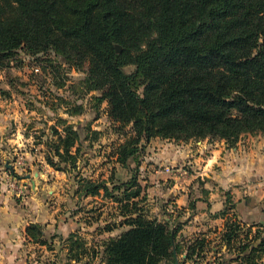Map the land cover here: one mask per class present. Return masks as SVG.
Here are the masks:
<instances>
[{
    "label": "trees",
    "instance_id": "1",
    "mask_svg": "<svg viewBox=\"0 0 264 264\" xmlns=\"http://www.w3.org/2000/svg\"><path fill=\"white\" fill-rule=\"evenodd\" d=\"M21 49L30 55L53 50L85 67L88 90L100 91L111 120L135 134L132 144L119 145L123 165L141 138L223 139L231 147L243 134L264 135V0H0V68ZM126 64L135 71L126 73ZM63 131L53 146L59 160L45 155L56 170L74 164L71 149L79 146L71 126ZM100 189L110 192L104 183L84 185L87 194ZM122 194L127 204L119 225L128 228L102 242L100 264H174L175 229L131 210L138 189ZM232 207L227 202L214 214ZM233 221L225 225L229 232ZM25 231L45 243L41 225ZM68 240V256L79 259L83 243L73 234ZM201 244L197 239L185 258Z\"/></svg>",
    "mask_w": 264,
    "mask_h": 264
},
{
    "label": "rangeland",
    "instance_id": "2",
    "mask_svg": "<svg viewBox=\"0 0 264 264\" xmlns=\"http://www.w3.org/2000/svg\"><path fill=\"white\" fill-rule=\"evenodd\" d=\"M154 36L151 33L146 39ZM123 70L133 73L135 66L126 64ZM85 78V67L69 64L53 50L35 55L16 50L8 65L0 68V113L6 124L0 132L5 137L0 143V172L6 176L4 193L13 202L26 207L33 204L37 210L43 208L46 214L47 222L41 224L45 243L30 242L35 246L32 261L39 257L40 264H100L102 242L128 228L119 225L125 220L121 207L127 203L122 192L128 187L139 191L134 199L136 207L129 209L142 210L149 219L167 220L175 229L179 251L176 264L263 262L264 222L245 223L231 208L219 216L195 205L192 208L196 193H191L187 200L190 202L183 209H174L172 197L167 199L173 180L167 173L202 172L200 163L191 162L190 154L200 147L197 142L204 139L153 136L146 142L141 138L135 154L125 165L119 163V145L132 144L135 134L129 125L120 126L111 120L101 92L88 90ZM137 91H143L140 82ZM66 126L75 131L79 146L77 151L75 147L71 149L75 152L74 164L61 163L67 169L56 170L47 163L45 155L59 160L53 146L60 142L59 134L64 136ZM7 138L16 141L9 143ZM212 140L208 142L214 145ZM260 175L259 181L264 183V169ZM192 178L194 185L200 184L198 178L203 183L200 176ZM132 179L133 183L123 185ZM87 182L104 183L110 192L100 189L97 194H87ZM115 185L120 188L114 189ZM258 200L264 206V194ZM231 220L237 226L229 232L225 225ZM108 226L112 230H107ZM72 234L83 243L77 260L68 256V238ZM197 239L202 240L200 249L195 247L193 256L185 258Z\"/></svg>",
    "mask_w": 264,
    "mask_h": 264
},
{
    "label": "crops",
    "instance_id": "3",
    "mask_svg": "<svg viewBox=\"0 0 264 264\" xmlns=\"http://www.w3.org/2000/svg\"><path fill=\"white\" fill-rule=\"evenodd\" d=\"M5 127L0 113V132ZM4 138L0 135V143L4 142ZM7 140L9 143L16 141L10 138ZM208 141L199 140L197 144L200 147L193 149L190 154L193 157L191 162L200 163L202 172L197 175L180 170L167 173L173 179L167 199L172 197L170 202L175 205L174 209H183L191 193H196L194 205L199 210L216 213L228 202L232 204V212L236 217L245 223L264 222V206L258 200L259 195L264 194V183L259 181L260 171L264 169V135L243 134L235 146L231 147L223 139L220 143L212 140L214 145ZM207 142L209 144H205ZM206 145L208 147L205 149ZM197 176L201 177L203 183L198 178L200 184L194 185L192 177ZM5 180V173L0 172V264H40L39 257H36L35 262L32 261L35 254L32 249L35 246H31L32 240L25 230L29 224L41 225L47 222L44 209L37 210L33 204L26 207L18 201L13 202L9 194L4 193Z\"/></svg>",
    "mask_w": 264,
    "mask_h": 264
},
{
    "label": "water",
    "instance_id": "4",
    "mask_svg": "<svg viewBox=\"0 0 264 264\" xmlns=\"http://www.w3.org/2000/svg\"><path fill=\"white\" fill-rule=\"evenodd\" d=\"M115 49H116L117 52H119V51H120L119 45L116 44V45H115ZM175 264H176V263H175Z\"/></svg>",
    "mask_w": 264,
    "mask_h": 264
},
{
    "label": "built area",
    "instance_id": "5",
    "mask_svg": "<svg viewBox=\"0 0 264 264\" xmlns=\"http://www.w3.org/2000/svg\"><path fill=\"white\" fill-rule=\"evenodd\" d=\"M167 170H168V171H170V169H169V168H167Z\"/></svg>",
    "mask_w": 264,
    "mask_h": 264
}]
</instances>
